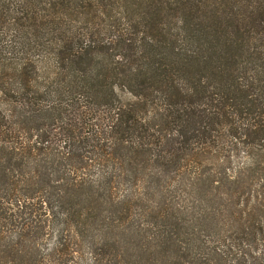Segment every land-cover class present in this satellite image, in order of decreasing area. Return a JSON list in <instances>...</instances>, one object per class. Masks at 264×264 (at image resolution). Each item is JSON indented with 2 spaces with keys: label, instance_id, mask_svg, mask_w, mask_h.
<instances>
[{
  "label": "trees",
  "instance_id": "obj_1",
  "mask_svg": "<svg viewBox=\"0 0 264 264\" xmlns=\"http://www.w3.org/2000/svg\"><path fill=\"white\" fill-rule=\"evenodd\" d=\"M157 199L137 264H264V0H0V264H125Z\"/></svg>",
  "mask_w": 264,
  "mask_h": 264
},
{
  "label": "rangeland",
  "instance_id": "obj_2",
  "mask_svg": "<svg viewBox=\"0 0 264 264\" xmlns=\"http://www.w3.org/2000/svg\"><path fill=\"white\" fill-rule=\"evenodd\" d=\"M13 33L8 32L6 36L2 37L1 43L4 46L5 53L3 57L9 55V51L11 49L10 45H12ZM9 57V56H8ZM6 61V59H5ZM4 64H9L8 62H3ZM2 99L1 102H3ZM241 162H245V156L241 155ZM123 200V199H121ZM151 202H145V204L141 205L139 203L137 206V212L131 213L129 220H127L126 216L120 217L118 222H116V229L113 239L109 238L108 248H104V250H109L113 256H117V260L125 264H137V262H144L146 260H154L157 257L160 258L158 253L160 250L163 253H166L168 249H170V244L168 243V234L169 224L168 221L164 218V215L161 213V205L162 203L158 201L157 203H153L150 207V210L145 216V219L141 220V231H138L137 227V218H139L140 208L148 207ZM122 204V203H121ZM126 203L123 202L121 206H124ZM125 217V222H124ZM134 224L133 228H130L131 225ZM112 235L111 232H109ZM49 244H45L42 246V250H46ZM85 247L80 252L81 259H77L76 263L72 264H90L92 263L93 257L95 254L91 252V249ZM157 251V252H156Z\"/></svg>",
  "mask_w": 264,
  "mask_h": 264
}]
</instances>
